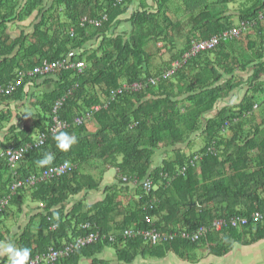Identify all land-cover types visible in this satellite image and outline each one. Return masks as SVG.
I'll return each instance as SVG.
<instances>
[{"label":"trees","instance_id":"obj_1","mask_svg":"<svg viewBox=\"0 0 264 264\" xmlns=\"http://www.w3.org/2000/svg\"><path fill=\"white\" fill-rule=\"evenodd\" d=\"M135 1L140 6L134 10ZM151 1L150 5L149 0H51L52 5L46 6L45 0H0V86H8L17 81L18 72L31 71L44 62L70 57L74 63L85 64L82 71H60L50 78L55 87L40 101L39 114L32 117L33 126L18 132L14 143H0L3 150L22 148L33 142L36 132L49 134L53 107L67 96L59 117L70 123L64 132L74 134L77 143L70 151L61 152L55 146L54 135L49 134L43 146L25 155L17 172L18 179L26 180L65 161L76 167L72 172L8 196L14 178L9 174L7 182L1 183L3 174L11 169L7 159L0 157V201L10 197L0 216L14 202L21 205L26 192L47 208L38 230H34L31 220L18 239L17 246L30 248L31 257L73 245L74 252L55 264H77L83 257L92 260V264H105L97 257L106 249H113L119 260L127 264L139 256L162 259L169 253L179 260L195 262L202 249L223 257L235 244L264 240V222L251 221L253 213L264 211V1L254 0L251 6L245 4L246 0ZM236 3L240 7L233 15L229 7ZM36 12L43 16L34 26V33H23L13 40L8 34L9 26L25 22ZM104 15L108 21L102 27L89 22L82 26L84 17L99 20ZM243 23L252 26L240 40L222 42L197 55L172 77L161 79L157 86L149 84L170 69L174 61L181 60L194 43L208 41ZM120 27L127 30L118 34ZM179 37L184 38L180 46ZM151 43L174 49L171 61L154 64L163 50L158 48L156 56L151 54ZM237 45H242L243 50ZM73 51L77 55L72 56ZM251 67L253 73L246 82L227 79L237 70L248 72ZM41 79L46 78H25L15 93L0 95V105L20 99L29 84ZM133 83L145 87L108 100L123 84ZM242 87L247 92L240 104H225ZM105 101H109L108 107L95 112L90 122L74 123L76 117L94 111ZM221 101L224 107H216ZM10 116V112L0 114V128L10 121ZM92 123L97 126L95 132L89 129ZM195 137L204 138L203 147L187 153ZM210 148L216 152L209 153ZM161 149L167 158L151 171L156 152ZM45 152L54 153L55 160L51 166L39 168L36 161ZM198 155L200 161L190 166ZM95 167H115L140 182L150 179L156 190L146 194L138 189L139 202L135 201L134 209L131 207L114 224L111 215L120 207H114L111 200H115L110 195L86 212L76 207L67 216L64 203L96 186L92 175L83 174ZM184 167H188L187 172L181 176ZM56 207L61 208L55 211ZM236 216L251 222L241 229L229 226L222 233H211L196 242L177 235L178 238L154 245L141 237L124 236L126 230L152 228L164 236L186 230L193 233L202 226L211 227L215 220ZM147 217L153 226L146 223ZM91 234L98 236L95 242L77 244Z\"/></svg>","mask_w":264,"mask_h":264},{"label":"crops","instance_id":"obj_2","mask_svg":"<svg viewBox=\"0 0 264 264\" xmlns=\"http://www.w3.org/2000/svg\"><path fill=\"white\" fill-rule=\"evenodd\" d=\"M48 1V3H47ZM46 6H51V0H45ZM140 6V2L135 1L133 9H137ZM62 15V13H61ZM43 16V15H42ZM41 15L39 13L33 14L31 18L26 20L25 22L21 23L25 26L26 22L29 23L28 26L31 25V33L27 34V36L34 33V26L39 24V21L41 20ZM57 18V17H56ZM19 23L11 24L8 28V34L11 32L12 27L14 25ZM22 25V26H23ZM23 26V29L20 34L17 36H11L13 40L19 38L22 36V32L25 29ZM122 32V30L118 31ZM117 33V32H116ZM121 34V33H120ZM92 45V43L90 44ZM74 51L72 53V56L74 55ZM211 59H214V57H210ZM253 73V68L248 70V72H241L240 70H237L234 74L229 75L227 79L233 78L237 81H239L240 84L243 82H246L249 80V77ZM52 78V77H50ZM50 78H46L38 80L36 84H29L26 89L25 93L23 94V97L20 99H17L15 101L4 103L0 105V114L2 112H10L11 113V119L8 122H5L4 125L0 128V143H4L6 140H9L12 143L15 142V135L22 131L25 127H32L33 126V118L34 116H37L40 111V101L43 99V96L48 93L50 90L54 89V85L52 80ZM44 80V81H43ZM264 81V75L261 79ZM241 81V82H240ZM239 88V87H238ZM245 90V88H244ZM242 87V91H239L237 89L234 94L229 97L230 99L227 100L225 104L237 107L240 104V101L245 96L247 91H244ZM216 107H224V103L221 101L219 102L218 106ZM28 117V119H25ZM16 130H15V129ZM89 129L92 132H95L97 130L96 124H90ZM15 130V131H14ZM32 140H35V134L32 137ZM167 158L166 152L164 150H160L156 152V156L153 159L152 162V168L151 171L159 168L163 161ZM101 172H99L100 178L96 181V186L91 189H85L82 190L78 195L71 196L63 205V211L64 213L69 216V214L72 213V211L77 207L81 210V212H86L89 208H94L102 203H104L109 195L114 198L112 203L114 204V207L116 208V205H118L120 208L116 209V212L114 211L111 215V220L115 222H118L119 219H123V216L127 214L129 209L131 207H135V201L139 202V198L141 197L138 194V187H135L133 183L130 181H124L125 178H129L126 175H124L121 171H119L118 168L115 167H106V168H100ZM9 174L12 175V172L9 171L6 174H3L4 177L2 178V182H7L9 179ZM87 173L84 174L86 176ZM91 175V174H88ZM93 176V175H92ZM27 193V192H26ZM23 193V196L20 201L22 202L21 205L17 204V202H14L12 205H9L5 215L2 217L0 216V235H3L4 239L2 241H13L16 246L18 244V239L20 236L24 233L25 228L28 226V224L33 220L35 227L34 230H38L40 219L44 216H47V208L45 204H42V202L33 201L30 197V194ZM9 195V192H8ZM111 198V197H109ZM61 207H56L54 210L57 211ZM114 208V209H115ZM79 212V210H77ZM13 229L15 231H13ZM250 240V239H248ZM258 244V245H257ZM259 244H264L263 241L251 243V244H235L233 249L225 256L218 257L215 255H211L208 251L206 253L205 249H202L198 251L195 262L192 261H183L182 259L179 260V258L173 254L169 253L165 258L158 259L154 257L150 258H142L139 256L134 263L132 264H204V262L208 264H262V261L259 257L260 254H264V251H259L258 247ZM257 245V246H255ZM18 247V246H17ZM243 247H248V251H251L252 256L248 254V256L243 257L244 253H247L248 251L244 252ZM200 253V254H199ZM257 254V255H256ZM97 259L99 261H102L105 264H127L123 261H120L116 252L113 249H106L102 254H100ZM8 263L7 258L4 256H0V264ZM77 264H92V260L88 258H81L78 260Z\"/></svg>","mask_w":264,"mask_h":264},{"label":"built area","instance_id":"obj_3","mask_svg":"<svg viewBox=\"0 0 264 264\" xmlns=\"http://www.w3.org/2000/svg\"><path fill=\"white\" fill-rule=\"evenodd\" d=\"M108 21V16L104 15L99 20H91L88 17H84L82 20V26H84L87 22H89L90 25H93L97 28H100L103 26V24ZM252 25L250 23H243L239 27H234L228 31H225L221 35L214 36L208 41L194 43L193 47L190 49L189 52H186L181 60H177L174 63H172L171 68L168 69L166 72L163 73V75L159 78L151 79L149 81L150 85L157 86L158 83H160L161 79H168L174 75V73L181 69L182 66H184L187 62L195 58L197 55L206 52L211 51L218 47L222 42H226L229 40H240L247 31H249V27ZM85 68V64L82 61L79 62H73L71 61V58L65 60H58L54 62H44L42 65H39L35 67L33 70L28 72L20 71L18 72V79L17 81L9 84L8 86H0V95H12L15 93L20 86L23 84L24 79L27 77L35 78V77H41V78H50L54 77L56 73L60 71H67V70H75V71H82ZM145 85L143 86L141 83H133V84H123V86L120 89H117L112 92L111 97L108 99L109 101H113L117 95L123 94V92H139L141 91ZM66 97H63L56 101L53 110H52V124L49 128V134L56 135L57 133L64 131L70 127V123L64 120H61L59 117V111L63 107L64 102L66 101ZM109 101H106L105 104H102L101 106H96L94 111H89L85 113L83 116H78L74 119V123L76 125H83L86 122H90L94 116L95 112H99L102 108H107ZM46 133L39 134L38 138L35 139L32 143L27 144L25 147L22 148H8L7 150H3L0 147V157L6 158L8 161V166L11 169L14 181L10 187V193L8 196H14L19 192L20 189H27V188H33L37 184H39L42 181H46L51 178L55 177H63L66 174L72 172L76 167L72 164H69L68 167H64V164H61L59 166L51 167L45 171H43L41 174L38 175H32L28 177L26 180L24 179H18V172L17 169H19V166L21 162L23 161L25 155L35 148L43 146L47 139L48 135ZM209 153L214 154V149H209ZM201 156L194 157V159L191 160L190 166L194 167L195 163L197 161H200ZM188 167H184L180 170L179 175L185 176L187 172ZM167 177V176H166ZM126 181V179H124ZM135 184H139L138 181H134ZM142 186L144 187V190L146 193H150L154 191V184L150 180H146L145 182H142ZM10 197H7L0 201V215L4 208L8 205ZM251 221L254 222H264V211L263 212H256L251 216ZM248 219H236L231 221V225L236 227L238 225H247L249 222ZM146 223L153 226V221L150 217L146 218ZM229 224L223 220L218 219L215 220L211 227H205L202 226L195 232L191 233L186 231L181 232L180 234H171L168 236H164L163 232L160 233L156 229H149V230H143V231H135V230H126L124 233L125 239H133L135 237H141L143 240L147 243L151 244H159L163 243V241L167 240H173L175 238H178L177 235H180L181 238L184 239H190L193 242L199 241L201 238L205 237L207 234L211 232H220L224 230L225 228H228ZM57 226H53L52 229L55 230ZM98 239V236L91 234L89 237L85 239H79L77 241L78 245H85L87 243H93ZM76 248L73 245H67L62 250H56V249H50L49 252L38 254L34 257H30V264H42V263H48V264H55L58 260L61 258H68L75 250Z\"/></svg>","mask_w":264,"mask_h":264},{"label":"rangeland","instance_id":"obj_4","mask_svg":"<svg viewBox=\"0 0 264 264\" xmlns=\"http://www.w3.org/2000/svg\"><path fill=\"white\" fill-rule=\"evenodd\" d=\"M253 1L254 0H246V5L247 6H251L250 4H252L253 3ZM150 5L153 3L151 0H149V2H148ZM239 7H240V4H238V3H236V4H232V5H230V7H229V9L231 10V13L234 15L235 14V12L239 9ZM217 8V10L219 11L220 10V8H219V6H217L216 7ZM28 24L29 23H27L26 22V24H25V26L23 25V24H21V23H19V25H17V24H15L14 25V27H12V29H11V32L9 33V35L10 36H15V35H19L20 33L19 32H21V30L23 29V26L25 27V29L23 30V32L21 33V34H23V33H27V34H30L31 33V25L30 26H28ZM23 25V26H22ZM125 27H120V29H119V31L120 30H122L123 32L125 31ZM127 30V29H126ZM128 30L130 31L131 29H130V27H128ZM72 31V30H71ZM139 31V30H138ZM248 33H249V31H247ZM72 33H74L73 31L71 32V34ZM140 33H142L141 31H140ZM26 34V35H27ZM17 35V36H18ZM243 37H244V35H243ZM13 38H15V37H13ZM255 40H256V38H255ZM177 41H178V44H179V46H180V43L181 42H183L184 41V38L183 37H179L178 39H177ZM151 44H153V46L151 45ZM150 44V49H151V54H153L154 53V55L156 56L157 55V53L156 52H158V48L159 49H162L163 50V53H162V56L161 57H158V56H156V59H154V64H158V63H161V61H163V62H169V61H171V58H172V53H174V49H171L170 48V46H168V45H166V46H168V47H166V46H162V44H155V43H151ZM242 45H237L236 46V48L237 49H239V50H243V48L241 47ZM244 52V51H243ZM75 53V52H74ZM76 55H77V53H75ZM220 60H224L223 59V57H220ZM71 61H72V59H71ZM175 62V61H174ZM173 62V63H174ZM172 65V64H171ZM183 67V66H182ZM171 68V67H170ZM245 91V90H244ZM185 96V95H184ZM184 111V110H183ZM211 115H212V113H211ZM229 135V134H228ZM38 136H39V132H36L35 133V139H37L38 138ZM192 140H195L192 144H191V147H190V149H188L187 150V153H191V152H195V151H198V150H200L202 147H203V144H204V138H201V137H195V138H192ZM97 162V161H96ZM83 172H84V170H83ZM99 172H101V169H100V167L99 168H92L91 170L89 169L87 172H85V173H87V174H91V175H93V178H91L92 180H94V182H95V180L97 181L99 178H100V175H99ZM85 173H83V174H85ZM168 177V176H167ZM256 213V212H255ZM254 214V213H253ZM252 214V215H253ZM251 215V216H252ZM238 220V219H243V217H238V216H236V217H232L231 219H225V221L229 224V226H230V228H239V229H241L242 227H246L247 225H238V226H236V227H234V226H232L231 225V221L232 220ZM224 220V219H223ZM118 221H121V219H119L118 218ZM252 222H254V221H252ZM225 230V229H224ZM223 231V230H222ZM222 231H220V232H211V233H222ZM211 233H209V234H207L205 237H207V236H209ZM258 245V244H257ZM257 245H255V246H257ZM243 249V251L244 252H246V251H248V247H243L242 248ZM206 250V249H205ZM258 250L259 251H264V244H259V247H258ZM207 251L208 250H206V253H207ZM252 252L251 251H248L247 253H244V255H243V257H246V256H248V254H250L251 256H252V254H251ZM200 254V253H199ZM257 255V254H256ZM192 257H194V255H192ZM259 257H260V259H261V261H262V264H264V254L262 253V254H260L259 255ZM186 262V261H185ZM204 264H208L207 262L205 263L204 262Z\"/></svg>","mask_w":264,"mask_h":264},{"label":"clouds","instance_id":"obj_5","mask_svg":"<svg viewBox=\"0 0 264 264\" xmlns=\"http://www.w3.org/2000/svg\"><path fill=\"white\" fill-rule=\"evenodd\" d=\"M105 102L103 104H105ZM53 140L55 142L56 148L61 152L70 151L73 145L77 143V137L74 134H69L68 132H64V131H61L57 133L56 135H54ZM210 149H213V148H210ZM54 160H55L54 153L45 152L42 158L36 161V165L39 168L49 167L53 164ZM68 166H69V162L65 161L64 167H68ZM125 179L126 181H130L131 183L135 185V187L142 189V191L146 193V191L144 190V187L142 186V182H140L139 179H136V178L134 179L125 178ZM135 180L138 181L139 184H135L134 183ZM146 180H150V179H145V181ZM154 188H156L155 185H154ZM140 199L141 197L139 198V200ZM56 219L59 220V216H57ZM56 226L58 227V224ZM13 231L15 230L13 229ZM225 239L227 241V238ZM31 254H32L31 249L28 247H17L16 244L11 240L9 241L0 240V256L6 257L8 264H30Z\"/></svg>","mask_w":264,"mask_h":264},{"label":"water","instance_id":"obj_6","mask_svg":"<svg viewBox=\"0 0 264 264\" xmlns=\"http://www.w3.org/2000/svg\"><path fill=\"white\" fill-rule=\"evenodd\" d=\"M264 1V0H263Z\"/></svg>","mask_w":264,"mask_h":264}]
</instances>
